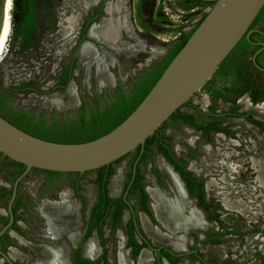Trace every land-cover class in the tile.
I'll return each instance as SVG.
<instances>
[{
  "label": "rangeland",
  "instance_id": "obj_1",
  "mask_svg": "<svg viewBox=\"0 0 264 264\" xmlns=\"http://www.w3.org/2000/svg\"><path fill=\"white\" fill-rule=\"evenodd\" d=\"M123 1L124 10L119 16L127 15L133 32L145 44L161 52L152 59L149 66L142 67L136 71V75H130L125 81L120 78L119 69L110 66L111 71L116 75L117 85L111 88H100L95 66L90 67L88 62L85 64L82 59L80 60L79 48L85 39L97 45L103 44L89 38L87 33L86 38L77 44L78 37H75L77 30L72 31L69 37H64L60 33V23L70 15L84 12L83 21L85 23L88 16L84 10L86 8L80 6L77 1L67 4L65 0H15L11 10V32L6 48L0 54V93L22 86L28 89L9 92L7 102L18 110L34 114L36 119L47 124L76 117L83 104L88 110L95 108L98 104L103 109L117 98L121 86L126 93H129L134 83L140 79L141 74L160 62L177 42L179 36L195 28L196 24L217 2V0ZM106 2H116V0H103L100 5L104 6ZM92 9H94L93 6ZM108 16L106 11L101 10L97 19H91L83 25H88L89 28L93 22H103V18ZM60 47H64L66 53L69 51V54H58ZM71 49H75L72 54H70ZM254 51L255 47L249 46L245 40H242L202 88L180 108L183 113L199 117L200 122L204 124L216 123L222 130H212L208 135H204L201 130L181 120L169 119L162 134H158V137L162 136L171 146L177 157L185 161L187 170L191 164L195 165L198 170V172L188 171H191L199 181L204 191L205 201L212 206L209 210L200 206L206 214L209 226L206 229H196L188 233L193 243L189 244V250L198 249L202 260L215 264H264V226L262 222L257 221L254 214L241 217L239 223L227 222L222 218L223 212H230L221 202L224 189L216 184L212 185L210 190L207 187L210 180L233 187L241 185L245 192L244 195H248L250 187L253 185V189H256L258 185L250 161L254 151L250 148L249 139L248 143L234 145L219 136V134H224L229 138L238 139L236 134L240 131L237 128L240 122L236 121L238 109L245 105L249 109L251 102L264 95V89H260L261 84L264 86V74L257 71L251 64V54ZM88 68L90 72L89 89L84 85ZM67 80L66 88L72 80L77 84L78 97L80 96L81 100L79 107L59 108L45 98L48 93L56 91L55 88L57 89V86L64 84ZM58 91L64 90L59 89ZM246 96L249 104L243 105L239 99L246 98ZM206 97H208L207 104H205ZM261 101H264V98L259 99V102ZM243 126L247 128L246 123H243ZM251 129L257 131L255 128ZM259 134L261 136V133ZM148 147L152 149V152L147 155L142 165L145 188L154 185L155 178L150 172L152 165L160 177L159 186L165 188L169 196L174 197L176 192L170 177L162 168L163 160L170 162L158 150L157 142ZM134 153L135 151H132L112 164L109 191L116 192L119 189L118 186L122 183L121 178L125 174L127 162ZM224 162L228 167L224 166ZM11 165L20 167L21 163L0 152L1 171ZM46 173L45 170L32 169L31 175L24 181L33 183L36 181L34 176L40 177ZM96 173L97 170L88 171L86 177H94ZM61 177L63 178L62 187L67 188L74 181L75 173L67 172ZM22 186L18 196L20 200L24 202L34 198L35 187L29 192L24 188L26 183ZM251 195L255 197L252 193ZM191 197L195 198L193 195ZM149 201H152L150 197ZM252 204H254L252 212L261 211V206L256 209L255 203ZM125 213L122 211L123 215ZM152 217L153 223L158 225L162 231L167 232V229L155 219L154 215ZM214 238L218 241L213 242ZM186 259L188 257L180 258L177 264H200L196 258L194 262ZM156 262L157 255L154 254L151 264H156ZM162 263L172 264L165 258L162 259Z\"/></svg>",
  "mask_w": 264,
  "mask_h": 264
},
{
  "label": "flooded vegetation",
  "instance_id": "obj_2",
  "mask_svg": "<svg viewBox=\"0 0 264 264\" xmlns=\"http://www.w3.org/2000/svg\"><path fill=\"white\" fill-rule=\"evenodd\" d=\"M102 2L103 0L95 5L96 7L93 6L94 9H89L86 22L99 17L101 10L105 8V5H100ZM85 23L83 18L79 21L80 28H77V34L75 35V37H78L77 44L82 40L85 26L83 24ZM242 40H245L249 46L255 47V51L251 54V64L257 71L264 74V12L254 26H251L249 37L245 35ZM70 52V54L74 53L75 49H71ZM62 54H69V51L66 53L65 49ZM49 86L51 85L49 84ZM260 86V89H264L262 84ZM59 89L61 88L57 87L56 90ZM261 98H264V95L251 102L249 109L246 108L247 101L244 100V97L239 99V102L245 105L238 109L236 120L240 122L237 128L243 135L240 143H248L249 137L254 133L258 135L261 133V136H264V118H262L264 116V101L259 102ZM243 123H246L247 128H244ZM251 128H255L259 132ZM239 132L236 134L238 135ZM134 151L135 153L127 162L125 174L121 178L122 183L118 186L119 189L116 192L109 191V182L107 190L100 186V174L98 172L91 178L86 177L88 172L75 173L74 181L67 188H63L61 182L63 180L61 176L66 172H47L40 177L33 175L36 179L33 183L24 181L25 178L31 175L29 173L19 183L18 196L23 187L22 184L26 183L24 188L29 192L35 187L34 198L19 204L20 197L17 196L12 206L13 221L0 236V264H121V252L125 254L128 264H139L138 254L142 248L137 255L134 254L136 247L132 244V235L136 241L143 243L139 214L142 211L148 214L147 201L142 191L143 188L145 191L147 188H145L142 170L145 161L143 150L140 153ZM19 168V166L14 165L3 171L0 168V231L10 222L9 201L14 183L20 175ZM150 172L155 178L154 184L159 185L160 177L156 174L152 165ZM196 183H199L197 179ZM161 189L166 190L162 187ZM64 191H69V201L75 202L77 205V220L73 225L65 228L56 226L51 231L48 221L41 211V205L45 199L59 201ZM189 193L192 196L190 191ZM193 193L199 205V190L195 189ZM121 198L125 201L122 211L126 213L121 214L120 222H116L118 205L115 200ZM150 203L149 209H151ZM39 247H47L54 251L59 250L61 252L60 259L44 262L38 251ZM159 253L160 251L157 253V259L161 254ZM177 255L180 254L177 253ZM172 257L175 260L172 264L179 263V256ZM180 257H188L190 262H194L196 258L200 264H215L202 260L198 249L195 248L190 250L188 254L180 255ZM164 258L168 260L167 257L162 255L161 261ZM177 258L179 259L177 260Z\"/></svg>",
  "mask_w": 264,
  "mask_h": 264
},
{
  "label": "water",
  "instance_id": "obj_3",
  "mask_svg": "<svg viewBox=\"0 0 264 264\" xmlns=\"http://www.w3.org/2000/svg\"><path fill=\"white\" fill-rule=\"evenodd\" d=\"M100 1L98 0L95 5ZM6 3L7 0H0V35L5 21ZM107 3H105V11ZM263 6L264 0H217L141 103L122 123L99 138L81 143L50 141L20 129L0 114V152L8 158L25 165L24 171L14 183L9 201L10 222L0 231V236L13 221L12 206L18 196L19 183L32 169L83 173L110 165L136 150L139 146L143 149L147 139L160 129L174 112L189 102L236 48L243 37L245 35L249 37L251 25ZM91 7L84 9L86 14ZM76 15H80V20H82L84 12H78ZM94 24L96 22H93L87 30L89 38H91L90 30ZM87 41L93 44L98 55H101L103 51L116 53V50L123 45V42L112 43L104 39L96 40L103 44L97 45L95 42L85 39L81 43L80 49ZM149 65L150 63L147 64V66ZM111 67L107 66V69L110 70ZM112 74L116 78L113 72ZM134 75H136V71ZM70 83L64 91L56 90L54 92L65 93ZM169 165L179 176L189 200L206 216L204 210L197 204V199L191 197L179 172L170 163ZM188 170H191L190 167H188ZM156 186L161 188L159 185ZM164 193L168 199L173 200L176 197V195L174 197L169 196L166 190H164ZM47 200L54 201L52 199ZM150 205L153 212L152 201ZM142 214L146 216L152 226L159 228L158 225L153 223L151 217L145 211H142L139 214V225L142 229ZM153 215L155 217L154 212ZM143 231L151 240L152 245L156 247L147 248L153 256L154 254L157 255L162 246L169 247L180 255L190 252L189 244H192V240L186 232L187 230L182 234L185 249H176L170 242H155L144 229ZM144 248L141 249L138 258ZM186 260L188 261V259Z\"/></svg>",
  "mask_w": 264,
  "mask_h": 264
},
{
  "label": "bare ground",
  "instance_id": "obj_4",
  "mask_svg": "<svg viewBox=\"0 0 264 264\" xmlns=\"http://www.w3.org/2000/svg\"><path fill=\"white\" fill-rule=\"evenodd\" d=\"M73 1L79 2L81 6L87 9L95 5L98 0H65V3L72 4ZM13 2L14 0H7L6 3L5 21L0 35V54L4 52L11 32V10L13 8ZM106 6V12L109 16L106 17L103 22L96 23L92 26L90 36L92 39H104L112 43L123 42V46H120L119 49L116 50V53L103 51L101 55H98L93 44L87 41L80 49L82 61L85 62V64L88 62L89 65L92 63L91 65L95 66L96 77L100 88H111L117 85V80L112 74L111 68L108 70L107 66L118 68L120 78L125 81L130 75H134L135 71L140 70L141 67L147 66V64L161 52L145 44L143 40L133 32L127 15L119 16L120 12L124 10L123 0L108 2ZM79 20L80 15L74 14L62 20L60 23V33L62 36L69 37L72 31L77 30ZM126 43L127 45H125ZM64 52L65 48L60 47L58 54ZM89 79L90 72L88 68L87 75L84 79V85L88 89L90 88ZM78 94L77 84L72 81L65 93L55 92L47 94L45 98L59 108H73L79 107L81 104ZM244 100L249 103L247 96ZM205 102V104L208 103V97L205 98ZM219 136H221L224 141L233 143L234 145H241L240 141L241 137H243L241 133L237 135L238 139L229 138L224 134H219ZM249 142L250 148H252L251 150L254 151V155L250 161L258 184L255 187L256 189H253V185L251 187L248 186L250 187V193L244 195L245 192H243L241 185L233 187L226 184H218L215 180H210V182L207 183V187L210 190L211 186L216 184L219 188L224 189L223 192L221 189V202L224 208L230 212L222 213V218L227 222L231 224L239 223L241 222V217H248L254 214L257 221L262 222L264 226V136L254 133L251 135ZM224 166L228 167L226 162H224ZM189 167L191 170L198 172L195 165L191 164ZM162 168L169 174L171 183L176 192V197L173 200L166 198L164 190L155 184L147 187V193L153 202L155 218L160 221L169 232H164L158 227L152 226L144 214L141 215L142 227L155 242H170L176 249H185L182 234L186 230V232L189 233L196 229H206V227H208V220L201 210L196 208L189 200L179 176L173 171L169 163L163 160ZM240 172H242V170ZM224 181L227 183L226 179H224ZM257 191L259 193H257ZM251 193L255 195V197L252 196ZM260 198L261 200H259ZM252 203H255L257 206L256 209L258 206H261V211L256 210L252 212V207L254 206ZM41 211L48 221L50 230L55 229L56 226L63 228L68 227L73 225L77 220V205L75 202L69 201V191L62 192L59 201L45 199L42 202ZM38 251L42 255L44 262L58 261L61 256L59 250L54 251L47 247H39ZM151 260L152 255L150 250L144 248L139 256V264H151ZM120 262L121 264H128L123 252L120 254Z\"/></svg>",
  "mask_w": 264,
  "mask_h": 264
},
{
  "label": "trees",
  "instance_id": "obj_5",
  "mask_svg": "<svg viewBox=\"0 0 264 264\" xmlns=\"http://www.w3.org/2000/svg\"><path fill=\"white\" fill-rule=\"evenodd\" d=\"M15 1V0H14ZM264 12V6L257 15L256 19L252 23L251 26H254L256 21L260 18L261 14ZM203 18L196 24L195 28H193L189 33H182L177 42L173 45V47L169 50L167 55H165L160 62L153 65L150 69L141 74L140 79L136 81L129 93H126L122 86L119 92V95L112 102L108 103L105 108H101L99 104L88 110L84 104L81 108L79 114L67 120H62L55 123L47 124L44 121L36 119L34 114H29L25 111L18 110L7 102V94L14 90H23L28 89V87H16L7 91L5 93H0V114L7 119L9 122L19 127L20 129L43 139L62 142V143H81L86 141H91L96 138H99L110 131H112L115 127H117L120 123H122L141 103V101L145 98L157 80L160 78L164 70L167 68L169 63L173 60L176 54L180 51V49L187 42L189 37L201 23ZM88 30V25H85L83 28V37L86 38V33ZM68 80L64 84H60L59 88L62 90L66 89V85ZM56 90V88H55ZM169 119L181 120L184 123L191 125L203 132L204 135H208L212 130H222L219 125L216 123L204 124L200 122L199 117H196L192 114L183 113L180 111V108L172 114ZM167 122V121H166ZM166 122L158 129L152 136H150L144 148L142 149L140 146L137 147V153H140L142 150L143 157L145 160L147 155L152 152V149H149L148 145L158 143V150L164 154L166 159L175 167V169L180 173L182 178L187 183L189 191L193 195L194 190H199V206L209 210L211 208V204L205 201L204 191L202 190V186L200 183H196V177L193 175L191 171H188L185 167V161L180 160L177 155L172 150L171 146L165 142L163 137H158V134H162V130L166 125ZM151 147V146H150ZM125 157V156H124ZM123 158V157H122ZM120 158L119 160H121ZM117 160V161H119ZM142 160V159H140ZM113 164V163H112ZM103 166L97 169V172L100 174V186L107 190V184L109 182V178L112 175L111 165ZM25 169V165L21 164L19 168V174H21ZM41 170V169H35ZM55 173L54 171H47ZM143 195L147 201V212L152 217L153 212L149 209V196L145 189H142ZM118 205V210L116 212V222L121 221L122 208L125 205V201L121 199L115 200ZM18 203H23L20 199ZM107 214V213H106ZM106 216V215H105ZM153 218V217H152ZM140 232L143 236V243H139L135 240L132 235V244L135 246L134 254L137 255L141 248H156L152 245L151 240L146 236L144 231L140 229ZM221 236V234H218ZM213 242H217L218 239L214 238ZM160 253L167 257L171 263H174L175 260L172 256H179L177 253L172 251L169 247L162 246ZM159 253V254H160ZM158 256L156 264H163L161 261V256ZM177 258V260L179 259Z\"/></svg>",
  "mask_w": 264,
  "mask_h": 264
}]
</instances>
